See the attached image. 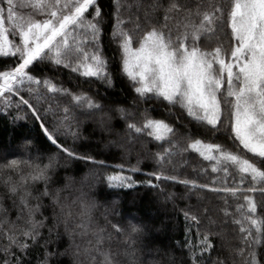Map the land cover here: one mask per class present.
Returning a JSON list of instances; mask_svg holds the SVG:
<instances>
[{
	"label": "snow or ice",
	"instance_id": "6c2138e0",
	"mask_svg": "<svg viewBox=\"0 0 264 264\" xmlns=\"http://www.w3.org/2000/svg\"><path fill=\"white\" fill-rule=\"evenodd\" d=\"M111 6L110 41L119 49L120 70L131 82L137 98L178 105L203 129L199 135L190 133L181 147L175 139L174 126L152 117L149 108L138 113L137 121V114L120 107L116 112L126 122L128 140L146 135L157 142L162 150L152 156L160 169L173 162L177 151L191 150L210 162L213 173L223 171L227 177L230 166L238 173L232 180L234 186H227V179L221 182L214 177V184L224 186L210 189L223 194L222 212L226 218L232 217L238 243L229 246L228 257L214 258L213 240L218 233L200 231L197 215L185 212L186 221L194 223L197 231L194 244L185 231L182 264H264V202L246 194L259 192L264 196V187H257L264 185V0H150L146 6L142 0H111ZM133 7H145L143 22L131 14ZM104 23L99 0H0V58L11 61L0 68V103L5 108L15 104L17 110L26 107L28 112L17 118H26L30 113L60 153L95 167H102L104 161L66 147L59 142L61 134L71 136L73 143L79 138L75 109L82 110V114L101 113L98 123L102 128L112 117L88 93L73 92L54 77L34 73L33 68L46 63L58 69L62 66L70 69V78L71 74H79L111 87L112 74L101 45ZM128 24L133 27L128 28ZM134 32L140 35L134 37ZM223 34L229 36L227 48ZM213 40L215 46L210 47ZM57 95L68 97L69 104L55 108L49 104L42 116L36 105ZM167 111L169 116L174 115L171 108ZM49 112L54 119L51 128L46 122ZM222 125L230 129L228 139L238 141L252 159L200 138L208 132H220ZM40 161L39 156H29L0 163V186L4 189L0 193V264H32L34 256L36 264H50L68 254L69 249L77 261L84 257L88 264H121L112 249L117 237H122L119 242L125 246L122 255L134 256L143 229L107 223L101 227L91 215L96 204L87 192L81 188L71 203L63 195L74 184L71 177L64 178L63 187H53L57 159L50 156L47 163ZM117 167L119 172L104 177L109 187L133 189L140 183L158 187L153 179L136 181L125 173L123 164ZM140 170L137 166L128 169L132 173ZM90 175L93 180L97 178L95 171ZM147 175L157 181L210 188L209 184L198 185L196 180H179L163 170ZM38 183L43 184L42 189L36 187ZM228 197L242 201L235 204L234 212L229 210ZM44 198L49 204L43 203ZM5 199L11 200L8 208L4 206ZM74 206L78 212H73ZM46 208L51 209L50 216H44ZM12 209L14 219L9 215ZM215 223L209 218L210 226ZM109 226L113 231L107 230ZM44 229L47 236L43 235ZM65 236L69 244L62 252L53 246ZM169 260L175 264L171 256Z\"/></svg>",
	"mask_w": 264,
	"mask_h": 264
},
{
	"label": "trees",
	"instance_id": "16d2710c",
	"mask_svg": "<svg viewBox=\"0 0 264 264\" xmlns=\"http://www.w3.org/2000/svg\"><path fill=\"white\" fill-rule=\"evenodd\" d=\"M18 2L19 0H14V3ZM142 2L146 6L150 0H142ZM224 2L227 3L228 0H224ZM99 3L105 13L101 45L104 55L108 58L109 71L112 74V86L109 87L95 78H82L79 74H71L70 78V69H65L62 66L58 69L56 66L47 63L37 65L33 71L36 74L44 73L54 77L56 82L62 83L64 87L73 92H86L104 106L103 111L108 112L112 117L105 127L102 128L98 123L101 113L82 114V110L75 109L74 115L79 125V138L73 143L71 136L65 137L62 133L59 141L66 147L74 148L80 155H90L98 161H104V165L95 167L90 162L66 157L47 140L39 127L40 122L36 121L30 113L27 114L26 118H17L18 116L23 117L28 112L26 107L17 110L15 104L5 108L2 103H0V163L8 159L27 158L29 156H39L41 163H47L48 158L54 156L58 161V166L54 173L55 184L53 187H63L65 177H71L74 180V184L63 193L64 196L68 197L69 203L79 195L82 188L95 201L96 206L92 209L91 215L101 227H104L106 223L109 225L117 224L125 229L129 225L141 227L143 232L136 245L134 256L122 255L125 248L119 242L122 237H117V242L113 243L112 249L118 253L117 258L121 264H131L132 261H135V264H152L153 261H158L159 264H170V256L175 264H182L181 244L186 239L185 231L188 230V238L192 240L193 244L196 242L197 231L194 223L186 221L185 212L197 215L200 221V231L210 230L213 233H218L213 240L216 251L212 253V256L224 259L229 256V246L237 244L238 241L234 231L235 226L231 223L232 217L226 218L222 212L225 207L223 194H217L210 189L224 186L223 183L214 184V177L221 182L227 179V186H234L232 180L238 177V173L231 166L227 177L223 171L213 173L210 162L201 157L199 153L191 150L187 152L177 151L172 158L173 162L171 164L165 163L160 169L152 156L154 152L162 150L158 147L157 142L146 135L134 138L133 141L128 140L126 122L116 112V109L120 107L137 114L135 115L137 121L140 120L138 113L146 107L149 108L152 117L165 119L174 126L176 129L175 139L181 147L186 143V137L190 133L199 135L203 129L188 118L178 105L172 107L167 105V102L160 103L156 100L145 102L137 98L131 82L120 70L119 49L115 42L110 41L111 20L108 14L112 11L111 0H99ZM144 12L145 7L140 9L133 7L131 10V14L134 17L139 16L142 22ZM127 27L132 28L133 25L128 24ZM228 31L230 32V30ZM139 35L140 33H133L134 37ZM16 39L18 40V37ZM222 39L224 47L227 48L229 36L223 34ZM215 43L216 41L213 40L209 46H215ZM9 63H11L10 60L0 58V68ZM21 94L25 95L26 99L28 98L25 93L22 92ZM134 100L136 101L135 105L133 104ZM49 104L54 108L56 105L63 107L69 104V98L57 95L51 97L47 103L36 105L42 116H44L43 109ZM169 108L174 115H168L167 110ZM225 112H227L226 109ZM46 122L51 128L54 123L52 112L47 114ZM230 134V129L222 125L220 132H208L207 135L200 136V138L206 142L223 144L229 150L252 159V154L244 150L238 141L233 143L228 139ZM163 146L166 147L167 145ZM120 164L124 165L125 173L133 176L136 181L153 179L154 184H157L158 187H151L144 183L137 184L133 189L109 187L104 177L107 174L119 172L120 169L117 165ZM131 166H137L141 170L135 173L129 172L128 169ZM202 169L203 171H201ZM159 170H163L166 175L177 176L179 180H196L198 185L209 184L210 188H193L191 185L186 186L171 180L157 181L147 175V173ZM93 171L97 173V178L94 180L90 175ZM86 176L89 177L87 181L84 180ZM248 186L249 184H245V187ZM36 187L42 189L43 184L38 183ZM257 187H264V185H257ZM3 192L4 189L0 186V193ZM246 194L253 195L258 202H264V196L259 192ZM239 202L242 201H234L228 197L229 210L234 212L235 204ZM43 203L49 204L48 198H44ZM10 205L11 200L5 199L4 206L8 208ZM78 211V207L74 206L73 212ZM43 214L50 216L51 209H43ZM9 215L14 219L15 210L12 209ZM209 218L215 220L216 223L210 226ZM107 230L113 231L110 226ZM60 231H63V228ZM42 232L43 235L47 236L46 229ZM77 243H80L82 247L84 246L79 239ZM68 244V238L65 236L53 247H59L60 251L63 252L68 248ZM72 251L69 249L68 254L58 257L50 264H88L84 257H80L79 261L74 259ZM32 264H36L35 256Z\"/></svg>",
	"mask_w": 264,
	"mask_h": 264
},
{
	"label": "rangeland",
	"instance_id": "374dc122",
	"mask_svg": "<svg viewBox=\"0 0 264 264\" xmlns=\"http://www.w3.org/2000/svg\"><path fill=\"white\" fill-rule=\"evenodd\" d=\"M129 144H130V142H129Z\"/></svg>",
	"mask_w": 264,
	"mask_h": 264
}]
</instances>
